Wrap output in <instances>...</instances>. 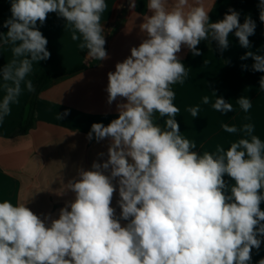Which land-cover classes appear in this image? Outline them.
I'll return each mask as SVG.
<instances>
[{"label":"clouds","instance_id":"clouds-1","mask_svg":"<svg viewBox=\"0 0 264 264\" xmlns=\"http://www.w3.org/2000/svg\"><path fill=\"white\" fill-rule=\"evenodd\" d=\"M136 7L137 0H129V8ZM146 7L151 14L139 25L145 38L107 74V103L126 102L116 105L117 118L93 123L86 136L108 140L107 159L94 161L91 170L79 168L63 185L57 194L72 192L74 198L59 209L58 218L37 215L27 202L0 201V264H251L253 249H260L264 141L251 123L239 129L224 124V131L242 138L213 152L196 151V143L181 134L173 90L188 76L177 56L182 46L199 56L202 41H215L223 52L232 33L249 49L240 59L251 58V70L264 73V54L250 50L256 22L247 15L241 23L232 8L210 22L204 0H148ZM107 8L106 0H10L7 31L0 32V51L11 52L0 67V124L25 89L36 91L28 79L34 62L51 56L38 22L43 25L55 13L71 39L87 50L86 59L102 61L109 58L102 23ZM258 8L264 22V0ZM259 89L264 92V76ZM213 93L214 110L233 111L232 103ZM236 102L245 113L252 107L248 96ZM188 111L195 118L200 109ZM117 190L119 216L111 206Z\"/></svg>","mask_w":264,"mask_h":264},{"label":"crops","instance_id":"crops-1","mask_svg":"<svg viewBox=\"0 0 264 264\" xmlns=\"http://www.w3.org/2000/svg\"><path fill=\"white\" fill-rule=\"evenodd\" d=\"M121 0H106L108 8L102 16V23L113 18ZM233 0H204L209 11L210 22L223 19L231 8ZM148 0H137L130 24L113 40L107 51L108 59L89 60L87 50L79 47L80 41L71 39V31L65 30V21L55 13H50L43 25L37 27L47 38V49L51 56L46 61L33 64L28 79L34 84L40 75H48L50 81L40 91L36 101V122L28 132L20 131L24 115L29 110L32 93L25 89L19 102L11 105V114L0 124V201L9 199L13 204L27 202L37 215L51 213L58 218L59 209L74 198V193H57L73 177L77 170H91L94 161L107 159L108 140L97 142L86 139L93 123L107 125L117 118L116 105L126 102L120 98L111 105L107 103L109 72L115 71L117 62L130 55V49L138 46L144 34L139 25L147 10ZM259 0H238L236 11L240 12V22L251 15L256 22L255 34L249 37L251 51L260 50L264 54V22L259 20ZM11 16L10 0L0 1V32H6L4 21ZM201 55L194 56L182 46L178 58L188 69L183 84L174 85V104L180 109L176 120L181 134L196 143V151H215L217 145L225 148L242 138V134L228 133L222 125L236 126L245 123L254 125V134L264 141V92L259 89V80L264 73L251 70L252 59L241 60L249 49L239 45L234 33L229 36V47L220 52L215 41H202L198 46ZM11 59L10 51H0V67ZM190 63L188 64V60ZM227 61V62H226ZM248 65L247 70L242 65ZM232 103L233 111L227 114L217 112L212 104L215 95ZM0 89V99L3 97ZM242 95L252 101L251 109L245 113L236 100ZM209 97L204 104L203 98ZM199 107L193 118L189 108ZM70 110L62 120L58 113ZM162 123V120H160ZM104 152L100 158L98 153ZM230 183V178L225 177ZM118 190L113 195L112 207L119 216L117 205ZM264 210V202L261 204ZM122 224L126 223L121 221ZM264 258V238L259 250L253 249L251 264H258Z\"/></svg>","mask_w":264,"mask_h":264},{"label":"water","instance_id":"water-1","mask_svg":"<svg viewBox=\"0 0 264 264\" xmlns=\"http://www.w3.org/2000/svg\"><path fill=\"white\" fill-rule=\"evenodd\" d=\"M120 4H123V7H120ZM132 14L133 10L129 8V0H121L114 12L113 18L103 24L105 28L106 51L110 49L114 38L130 24ZM109 29L111 32L108 31Z\"/></svg>","mask_w":264,"mask_h":264},{"label":"trees","instance_id":"trees-1","mask_svg":"<svg viewBox=\"0 0 264 264\" xmlns=\"http://www.w3.org/2000/svg\"><path fill=\"white\" fill-rule=\"evenodd\" d=\"M237 4H238V0H233L231 8L236 10ZM189 63H190V59L188 60V64ZM187 66L188 65H186L185 68H187ZM50 79H51V77L48 75H40L36 79V82L34 84L36 91L33 92L30 96L29 110H28L27 115L26 116L24 115L23 122L20 126L21 132L28 133L34 127L35 122H36V101H37V98H38L40 91L42 90V88L45 85H47V83L50 81ZM173 90H174V86H173ZM157 123H160V119L157 120Z\"/></svg>","mask_w":264,"mask_h":264}]
</instances>
